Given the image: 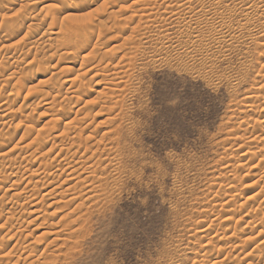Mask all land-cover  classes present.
<instances>
[{"label": "rangeland", "instance_id": "1", "mask_svg": "<svg viewBox=\"0 0 264 264\" xmlns=\"http://www.w3.org/2000/svg\"><path fill=\"white\" fill-rule=\"evenodd\" d=\"M134 1L0 0V27L10 26L7 35L3 34L7 27L0 32L1 38L10 40L0 44V107L9 106L6 119L0 108V264H31L41 258L50 237L37 243L38 236L67 214L61 203L53 204L66 195L58 191L41 200L51 188L46 184L34 188L28 179L36 180L31 173L48 160L53 143L50 135L59 132L49 126L51 112L44 105L45 99L61 91L58 112L68 88L62 82L83 69L85 57L92 59L88 67L100 71L85 78L89 81L93 77L94 82L88 96L83 97L80 106L86 107L79 118L85 115L84 127L91 123L85 133L93 136L91 142L122 158L120 174L124 175L112 190L110 203L95 212L88 233L72 255L67 249L75 240L64 247L66 254L58 256L54 264H264V0H223L220 4L219 0H200L203 4L193 2L191 6L189 0H183L181 4L187 2L186 6L172 7L184 8L183 14L191 11L187 6L192 7L193 12L182 19L171 17L179 10L166 12L169 16L154 10L160 4L167 6L166 0L155 5L141 0L137 6ZM9 5L12 11L7 10ZM251 5L256 13L246 19L242 11ZM200 6L210 11L208 18L202 17ZM156 17L158 23L154 22ZM248 20L250 28L244 24ZM10 23L18 25L10 29ZM76 24L85 28L87 35L83 34L91 40L86 42V50L78 51L80 58L71 57L74 40L70 39L69 46L61 44L66 36L70 38L68 26ZM97 24L103 26L100 31ZM13 29L15 35L10 32ZM4 45L13 48L8 51ZM62 54L71 59H63ZM109 66L110 71L106 70ZM114 79L124 81L125 86L116 91L120 96L107 92L103 96L104 89L114 88L110 86ZM60 84L63 90H59ZM68 120L57 129L72 122ZM37 133L42 135L39 140ZM68 134H63L64 142L55 148H71L74 137ZM43 142H47L45 149ZM24 145L39 146L42 151L25 160ZM5 152L12 157L4 158ZM41 153L46 155L40 159ZM17 170L22 181L16 184L17 191H10V183H3H7L9 171ZM28 194H33L29 200ZM34 209H39L36 215L43 218L29 225L38 217L28 214ZM53 211L56 213L51 215ZM257 246L261 249L255 252ZM53 249L51 246L46 256L53 257Z\"/></svg>", "mask_w": 264, "mask_h": 264}, {"label": "bare ground", "instance_id": "2", "mask_svg": "<svg viewBox=\"0 0 264 264\" xmlns=\"http://www.w3.org/2000/svg\"><path fill=\"white\" fill-rule=\"evenodd\" d=\"M14 1V0H13ZM142 1H144V0H142ZM142 1L140 0V1H134L135 3H133V4H135L134 6H137V5H140V3H142ZM156 1H158V0H147V1H145V3L147 4V3H153L154 5H155V3H156ZM160 1V0H159ZM162 1V0H161ZM164 1V0H163ZM167 1V6L165 5V3H164V5L163 4H160V6L159 7H157L159 4H157V8H155L154 10H156L157 12H159V13H161L162 11V13H163V16L165 15V14H167L166 12H173V11H175V10H179V8L178 9H175L177 6L176 5H185L184 3L183 4H181L182 2H183V0H166ZM185 1V0H184ZM215 1V0H214ZM223 0H219L218 1V4H220L221 2H222ZM249 1V0H248ZM12 2V1H11ZM107 2V1H106ZM176 2V4H174ZM198 3V2H201L200 0H189V4H190V6L192 5V3ZM203 2V1H202ZM201 2V4H203ZM224 2V1H223ZM8 3V2H7ZM10 3V2H9ZM8 3V4H9ZM13 3V2H12ZM91 4L90 5H92V2H90ZM95 3V2H94ZM193 3V4H194ZM210 3V2H209ZM217 3V2H216ZM215 3V4H216ZM250 3V2H249ZM36 4V3H35ZM35 4H33V5H35ZM132 4V5H133ZM145 4V5H146ZM152 4V5H153ZM188 4V5H189ZM242 4H244L243 2H242ZM246 4L247 3H245V5L244 6H246ZM253 4V3H252ZM11 5V4H10ZM9 5V7L7 8V10L9 9L10 11H12L10 8H11V6ZM14 5V4H13ZM32 5V6H33ZM153 5V6H154ZM249 5V4H248ZM259 5V4H258ZM142 6V5H141ZM151 6V5H150ZM165 6V7H164ZM175 6V8H173L172 9V7H174ZM186 6V5H185ZM184 6V7H185ZM195 6V5H194ZM216 6V5H215ZM218 6V5H217ZM15 7V6H14ZM189 6H187V9L189 10L190 8H191V11L189 12V13H187V14H185L186 13V11H185V13L183 14L182 12L184 11V8L182 9V10H179V12L178 11H176L175 13L173 12V15H172V13H170L172 16L171 17H173V18H181L182 19V17L183 18H186V15H190L192 12H193V9H192V7H189ZM204 7H205V5H204ZM213 7V6H212ZM263 7V6H262ZM52 8V7H51ZM113 8H115L114 6H112V9ZM182 8V7H181ZM215 8V7H214ZM220 8V7H219ZM260 9H261V7H259ZM258 8V9H259ZM49 9V8H48ZM111 9V10H112ZM128 9V8H127ZM153 9V8H152ZM170 9H172L171 11H170ZM194 9H195V7H194ZM200 9H201V6H200ZM217 9V8H216ZM259 9V10H260ZM110 10V11H111ZM144 10V9H143ZM205 9L203 8V6H202V9H201V11H203V14H202V17H204V18H208L210 15V11H204ZM207 10V9H206ZM221 10V9H220ZM110 11H108V13L110 12ZM115 12V11H114ZM114 12H112V13H110V16H112V17H114L115 15H116V13H114ZM119 12V11H118ZM127 12V11H126ZM142 12V11H141ZM144 12V11H143ZM150 12H151V10H150ZM178 12V13H177ZM235 12V11H234ZM243 12V14L246 16V19H249V17H250V15L252 14V12H255V6H248V7H246L245 9H244V11H242ZM260 12V11H259ZM258 12V13H259ZM264 11H262V13H263ZM139 13V12H138ZM154 13H156V12H153L152 14L153 15H157V14H154ZM165 13V14H164ZM224 13V12H223ZM241 13V12H240ZM256 13V12H255ZM103 14V13H102ZM120 14V13H119ZM264 14V13H263ZM106 15H107V12H106ZM136 15V14H135ZM168 15V14H167ZM166 15V16H167ZM218 15H219V13H218ZM109 16V15H108ZM109 16V17H110ZM150 16H152V15H150ZM169 16V15H168ZM215 16H216V14L215 15H213V17L215 18ZM244 16V17H245ZM255 16V15H254ZM20 17V16H19ZM22 17H23V15H22ZM112 17H110V18H112ZM129 17H130V15H129ZM160 17V16H159ZM212 17V16H211ZM223 17V16H222ZM258 17V16H257ZM260 17H263L262 15L260 16ZM25 18L27 19V16H25ZM110 18H108V19H110ZM143 19L145 18V17H142ZM151 18V17H150ZM214 18H211L210 20H212V19H214ZM218 18V17H217ZM133 19L135 20V18L133 17ZM143 19H140L141 20V22H142V20ZM149 19V18H148ZM153 19H155V17L153 18ZM153 19L151 20V19H149V20H151V23L153 24ZM170 19V18H169ZM192 19V18H191ZM194 19V18H193ZM263 19V18H262ZM22 20H24V19H22ZM139 20V19H138ZM144 20H146V19H144ZM200 20H201V16H200ZM203 20V19H202ZM205 20V19H204ZM207 21H208V19H206ZM27 21V20H26ZM157 21V17H156V20L154 21L155 23H158V22H156ZM165 21V20H164ZM249 21V20H248ZM261 21V20H260ZM21 22H25V21H21ZM100 22V21H99ZM217 22V21H216ZM247 22V21H246ZM5 23H7L8 24V22H5ZM90 23V22H89ZM93 23H95V22H93ZM126 23V22H125ZM134 23V22H133ZM144 23V22H143ZM254 23V22H253ZM13 24V23H12ZM20 24H22V23H20ZM24 24V23H23ZM114 24V23H113ZM188 24V23H187ZM197 24V23H196ZM244 24H247V28H248V26H249V28H250V26H251V24H250V21H249V23H244ZM2 25V24H1ZM3 25H4V23H3ZM9 25H11V23L9 24ZM13 25H15V26H17L18 24H13ZM13 25H11V28L10 29H12V28H14L15 29V26H13ZM90 25V24H89ZM94 25V24H93ZM144 25V24H143ZM193 25V24H192ZM13 26V27H12ZM29 26V25H28ZM68 26V25H67ZM82 25L80 24V26H78L77 24L76 25H71V26H68V28H67V30H69L70 31V33L68 34L69 36H70V38H67L68 36H66L63 40H62V42H61V44L63 43V44H65V46H67L68 44L69 45H71L70 44V39H72V41L74 42V44L72 43V49L71 50H73V53H71V57H72V55L73 56H77V57H79V52L78 51H83V50H86L87 49V44H86V42L87 41H91L90 40V38H89V40L87 39V37L88 36H86L87 34H86V30H85V28L82 26ZM97 26H99V24H97ZM100 26H102V24H100ZM99 26V28H98V30L100 29V28H102V27H100ZM119 26V25H118ZM125 26V25H124ZM153 26V25H152ZM188 26H190V25H188ZM245 26V25H244ZM5 27H7V26H1L0 28V32H2L1 30H3L2 28H5ZM10 27V26H9ZM9 27H7V30L6 29H4L3 30V32L4 31H6V32H4L3 34H5V35H7V32H8V30H9ZM21 27V26H20ZM91 26H89V28H90ZM94 28H93V31H95V27L96 26H93ZM141 27V26H140ZM17 28V27H16ZM92 28V27H91ZM107 28V27H106ZM116 28H118V27H116ZM120 28V27H119ZM146 28V27H145ZM231 28V27H230ZM11 30L10 32H15V30ZM21 29V28H20ZM19 29V30H20ZM35 29V28H34ZM33 29V30H34ZM123 29V28H122ZM137 29V28H136ZM183 29V28H182ZM189 29V28H188ZM187 29V30H188ZM29 30H30V28H29ZM50 29H48V32H51V31H49ZM97 30V31H98ZM109 30V29H108ZM127 30V29H126ZM147 30V29H146ZM145 30V31H146ZM32 31V30H31ZM100 31V30H99ZM117 31V30H116ZM154 31V30H153ZM256 31V30H255ZM254 31V32H255ZM12 32V33H13ZM34 32V31H33ZM131 32H133V31H131ZM150 32V31H149ZM185 32V31H184ZM233 32V31H232ZM10 34V35H12V36H10V37H13V34ZM20 33V32H19ZM52 33H53V30H52ZM86 34V35H84V34ZM101 33H103V30H102V32H100V34ZM105 33V32H104ZM124 33V32H123ZM134 33V32H133ZM182 33V32H181ZM238 33V32H237ZM240 33V32H239ZM9 34V33H8ZM30 34V33H29ZM131 34V33H130ZM191 34V33H190ZM1 36H2V34H0ZM15 35V34H14ZM133 35V34H132ZM143 35V34H142ZM99 36V35H98ZM111 36V35H110ZM116 35L114 34V37H115ZM3 37V36H2ZM109 37V36H108ZM113 37V36H112ZM111 37V38H112ZM119 37V36H118ZM141 37V36H140ZM9 38V37H8ZM91 38H93V37H91ZM131 38V37H130ZM148 38V37H147ZM250 38V37H249ZM10 39V38H9ZM40 39V38H39ZM99 39V38H98ZM98 39H96L97 41H98ZM117 38H115V40H116ZM132 39V38H131ZM12 40V39H11ZM100 40V39H99ZM112 40V39H111ZM126 40V39H125ZM138 40V39H137ZM141 40V39H140ZM6 41H8V40H5V36H4V39L3 38H1L0 37V44L1 43H7ZM35 41H36V39H35ZM52 41V40H51ZM55 41H57V40H55ZM71 41V42H72ZM127 41H129V40H127ZM133 41H135V39L133 40ZM8 42H10V40L8 41ZM91 43V42H90ZM130 43V42H129ZM140 43V42H139ZM60 44V45H61ZM124 44V43H123ZM123 44H121V45H123ZM127 44V43H126ZM132 44H133V42H132ZM142 44H144V42L142 43ZM17 45V44H16ZM68 45V46H69ZM96 45V44H95ZM136 45V44H135ZM4 46H6V45H4ZM4 46H3V49H4ZM9 46V45H8ZM8 46H6L7 48L6 49H8V51H10V50H12V46L13 45H11L10 46V48H8ZM53 46V45H52ZM51 46V47H52ZM61 46H63V45H61ZM104 46V45H103ZM119 46V45H118ZM132 46V45H131ZM139 46H140V44H139ZM138 46V47H139ZM12 47V48H11ZM34 47V46H33ZM99 47V46H98ZM123 47V46H122ZM15 48V47H14ZM31 48V47H30ZM62 48V47H61ZM67 48V47H66ZM92 48H94V47H92ZM101 48V47H100ZM104 48V47H103ZM116 48V47H115ZM126 48V47H125ZM125 48H124V50H125ZM129 48V47H128ZM1 49H2V47H1ZM5 49V50H6ZM58 49H60L59 47H58ZM65 49V48H64ZM96 49V48H95ZM121 49V48H120ZM157 49V48H156ZM69 50V49H68ZM97 51H99V49L97 48L96 49ZM100 50H102V49H100ZM114 50V49H113ZM129 50V49H128ZM97 51H96V53H97ZM115 51V50H114ZM113 51V52H114ZM120 51V50H119ZM141 51V50H140ZM24 52H26V51H24ZM66 52H67V50H66ZM65 52V53H66ZM72 52V51H71ZM23 53V52H22ZM30 53V52H29ZM56 53H58V52H56ZM105 53V52H104ZM109 53H110V51H109ZM109 53L108 52H106L105 54H108L109 55ZM119 53V52H118ZM127 53V52H126ZM125 53V54H126ZM158 53V52H157ZM7 54V53H6ZM90 54V53H89ZM93 54H94V52H93ZM99 54V52L96 54V55H98ZM115 54V53H114ZM117 54V53H116ZM63 55V54H62ZM100 55V54H99ZM120 55V54H119ZM123 55V54H122ZM128 55H129V51H128ZM29 56V55H28ZM63 56H65V58L63 57ZM63 56H59V58H62L63 57V59H66L67 57L69 58V59H71L70 58V56H67V55H63ZM84 56H85V54H84ZM95 56V55H94ZM102 56H104V55H102ZM133 56V55H132ZM53 57V56H52ZM51 57V58H52ZM106 57V56H105ZM115 57V56H114ZM113 57V58H114ZM129 57V56H128ZM50 58V59H51ZM58 58V57H57ZM58 58V59H59ZM80 58V57H79ZM82 58H84V57H82ZM86 58V57H85ZM83 59V63H82V66H83V69H81V71L79 70H77L78 71V73H77V75L76 76H70V77H68L67 79H65L64 80V82H62V84H64V85H66L68 88H67V90H66V92H65V90H64V92H65V94L66 95H64V97H62V98H64V101H62V102H65V103H63L64 105H62V104H60V109L58 110V112H57V110H56V107L58 106V103H60L59 102V99H60V97L61 96H59L58 95V93H60L61 91H58V93L56 94V96H52L51 97V95L50 96H48L49 98L46 100L45 99V101H47V102H45V106L47 107V111L49 112H51V121H50V124H49V126H52V129H54V132L55 131H59L57 134H54V135H48L50 138H52L51 140H52V142L53 143H51L52 145H50V151L48 152V151H46L45 150V153L46 152H48V154H49V158H48V160H44L45 162H42V163H40L39 165H38V167L35 169V170H33V172L31 173L33 176L32 177H35L36 178V180L35 181H31V179L29 178L28 179V182H29V185H34L33 187L34 188H38L39 186H45V184L49 187V188H51V191L47 194V195H44V197H41V200H46V198L48 197V196H52L53 194H55L56 192H58V191H60V194L61 195H66V197L65 198H63V200H61L60 202H57V200L56 199H54V200H56V201H54V203L53 204H55V202H56V204H60L61 203V205H62V208L61 209H63V208H65V210H67V214L66 215H64V216H62L59 220H58V222H54L53 224H52V226H51V228L49 229V231H47L46 233H44L42 236H38V238H37V243H42L43 241H45L46 240V238L47 237H50L49 239H47V242L49 243L48 245H46V247L42 250V252H41V254H40V257L41 258H39V259H35V260H33L32 262H31V264H54L56 261H57V257L58 256H62V254L64 253V254H66V248H64V247H69V243H72V242H74V240H75V242L73 243V245H71L68 249H67V252H68V254H70V255H72V253H71V251H73L75 248H77L78 247V243H79V241H81V239H83L85 236H86V233H88L87 231H88V228H89V226H90V224L92 223V220H93V217H94V215H95V212H97L98 210H100V209H102L103 208V206L102 205H104V204H107V203H110L109 201H110V199H111V197H112V195L114 194V188L118 185V184H120L119 182H120V180H121V177H120V173H121V169L124 167H122L121 166V164H122V161H120V159H122V158H118V153L117 152H114L113 150L111 151H107V153H106V151H104V150H102V149H100V144H95V143H93V142H91V141H93L94 140V138H92L91 136H86V131H87V129H88V126L91 124V123H88L89 125H85L86 127H84V123L82 124V122H84L85 121V119L83 120L82 118H79L82 114V112L84 111V108L86 107L85 105L83 106V107H81L80 105L82 104V103H84L83 102V97H87L88 95H87V93L89 92V91H91V89L90 90H88L89 88H92L91 87V85H93V82H94V78L92 77V78H90V80L89 81H86L85 80V78L88 76V74L90 73V72H96V75H98L99 73V71H97L98 69L97 68H94V67H88L89 65H90V62H91V60L89 61V60H86V59ZM95 58V57H94ZM107 58V57H106ZM122 58V57H121ZM125 58H126V60H127V56L125 55ZM52 59H55V58H52ZM62 59V60H63ZM78 59V58H77ZM97 59V58H96ZM102 59V58H101ZM123 59V58H122ZM129 60H128V63H130V61L132 60V58L130 57V58H128ZM62 60H60V62H62ZM119 60V59H118ZM134 60V59H133ZM69 61V60H68ZM102 60H100V62H101ZM111 61V60H110ZM110 61H108V63L110 62ZM95 62H96V60H95ZM104 62H105V60H104ZM118 62V61H117ZM123 62H125V61H123ZM132 62V61H131ZM38 63H39V61H38ZM65 63V62H64ZM107 63V64H108ZM126 63V62H125ZM1 65H2V63H0ZM112 64V63H111ZM131 64V63H130ZM40 65V64H39ZM75 65V64H74ZM124 65V64H123ZM60 66V65H59ZM81 65H80V67H82ZM91 66V65H90ZM117 66V65H116ZM121 66V65H120ZM55 67V66H54ZM85 67H88V70L86 71V68ZM100 67V66H99ZM102 67V66H101ZM127 67V66H126ZM63 68H64V70L66 69L65 67H62V70H63ZM112 68V67H111ZM130 68H132L131 66H130ZM109 70L110 69V66L109 67H107L106 68V70ZM3 70H4V68H3ZM66 70H68V72H69V69L67 68ZM65 70V71H66ZM71 71H72V69H70ZM120 70V69H119ZM121 70H123V69H121ZM65 71H62V72H65ZM102 71H104V70H102ZM101 71V72H102ZM110 71V70H109ZM128 71H130V70H128ZM132 71V70H131ZM32 72V71H31ZM68 72H65V73H68ZM73 72H74V70H73ZM73 72H72V75H73ZM121 72V71H120ZM124 72V71H123ZM75 73V72H74ZM98 73V74H97ZM114 73V72H113ZM127 73V72H126ZM91 74V73H90ZM102 74V73H101ZM116 74V73H115ZM122 74V73H121ZM75 75V74H74ZM110 75V74H109ZM122 75H125V72H124V74H122ZM91 76V75H90ZM89 76V77H90ZM105 76V75H104ZM103 76V77H104ZM97 77H99V76H97ZM109 77V76H108ZM115 77V76H114ZM51 78V77H50ZM106 78V77H105ZM119 78V77H118ZM121 78V77H120ZM103 79V78H102ZM108 80V79H107ZM102 81V80H101ZM101 81H99V83H107V82H101ZM111 81V80H110ZM120 81H121V79H120ZM95 82H97V81H95ZM112 82V81H111ZM122 84H124V81H123V83H121V82H119L118 81V79H114L113 80V83H112V85H110V86H114V88H111V87H109V89L106 91L105 89L101 92L102 94H103V96L105 95L104 94V92H107V94H109V95H111V96H120L119 94L120 93H116V91H118L117 89L118 88H121L122 87ZM127 84V83H126ZM64 85H61L60 84V88L62 87V86H64ZM99 85V84H98ZM109 85V84H108ZM65 86V87H66ZM90 86V87H89ZM124 86H125V84H124ZM63 88V87H62ZM59 89V90H63V89ZM107 88V87H106ZM131 88V87H130ZM65 89V88H64ZM121 90V89H120ZM128 91V90H127ZM14 92V91H13ZM121 92V91H120ZM124 92H125V90H124ZM62 93V92H61ZM60 93V94H61ZM100 93V91L98 92V94ZM122 93V92H121ZM48 94V93H47ZM89 94V93H88ZM118 94V95H117ZM123 94H125V93H123ZM63 95V94H62ZM87 95V96H86ZM101 95V94H100ZM122 95V94H121ZM10 97V96H9ZM99 98V97H98ZM8 99V98H7ZM114 99H118V97L117 98H114ZM62 100V99H61ZM97 100V99H96ZM110 100V99H109ZM4 101H7V100H4ZM12 101H14V100H12ZM43 101V100H42ZM106 101V100H105ZM108 101V100H107ZM113 101V100H112ZM2 102V101H1ZM96 102V101H95ZM118 102V101H117ZM4 103V102H3ZM2 103V104H3ZM8 103V102H7ZM6 103V104H7ZM101 103V102H100ZM99 103V104H100ZM105 104H107L106 102H104ZM1 104V105H2ZM5 104V103H4ZM3 104V105H4ZM86 105L88 104V103H85ZM89 105V104H88ZM95 105V104H94ZM102 105V104H101ZM13 106V105H12ZM105 106V105H104ZM117 106V105H116ZM7 107H9L8 105H7ZM6 106H3V107H0V108H3L2 109V111H1V113H2V117L3 118H7L8 116H9V113H8V111H7V109H9V108H7ZM107 107V106H106ZM104 108V107H103ZM103 108H102V106H101V110L102 111H100V112H103ZM123 108H125V106L123 107ZM117 109H120V108H117ZM114 110V109H113ZM126 110V109H125ZM10 111V110H9ZM16 111V110H15ZM105 111V110H104ZM109 111V110H108ZM107 111V112H108ZM115 111V110H114ZM12 112V111H11ZM125 112V111H124ZM13 114V113H12ZM84 114V113H83ZM87 114V113H86ZM98 114H99V111H98ZM107 114V113H106ZM105 114V115H106ZM92 115V114H91ZM124 115V114H123ZM88 116H90V113L89 114H87L86 115V117H88ZM100 116V115H99ZM101 116H102V113H101ZM107 116V115H106ZM109 116V115H108ZM91 117V116H90ZM89 118V117H88ZM66 119H69L68 121H72V122H66L65 123V125H64V127H62V129H60L59 130V128L57 129V126L59 125V124H61L64 120H66ZM106 121H107V117H106ZM65 122V121H64ZM113 122V121H112ZM112 126V125H111ZM116 127V126H115ZM57 129V130H56ZM112 129V128H111ZM113 130V129H112ZM111 130V131H112ZM89 131V130H88ZM108 131V130H107ZM73 133L72 135H73V142L70 144V146H71V148H67V149H64L63 147H62V149L60 148V147H58V148H55L56 147V145H58V143L60 144V143H63L64 141V139L69 135L68 133ZM110 132V131H109ZM28 133V132H27ZM89 133V132H88ZM107 133V132H106ZM38 134V133H37ZM44 134H45V132H44ZM63 134H65V136H63ZM85 134V135H84ZM39 135H40V137L42 136L40 133L38 134V136H36L37 138L39 137ZM89 135V134H88ZM105 135V133L103 134V136ZM112 135V134H111ZM102 136V137H103ZM3 137V136H2ZM23 137V136H22ZM26 137H28V136H26ZM29 137H31L30 135H29ZM100 137V136H99ZM112 137H114V136H112ZM44 138V137H43ZM42 138V139H43ZM71 138V137H70ZM67 139V140H70V142H71V139ZM240 138V137H239ZM11 139V138H10ZM14 139V138H13ZM102 139H104V138H102ZM0 140H3L2 138L0 139ZM29 139H27V141H28ZM38 140H39V138H38ZM41 140V139H40ZM243 140V139H242ZM7 141H8V138H7ZM42 141V140H41ZM43 141H45V140H43ZM47 141V140H46ZM96 141V140H95ZM100 141H103V140H100ZM99 141V142H100ZM3 142V141H2ZM6 142V141H5ZM32 142V141H31ZM30 142V143H31ZM40 142V141H39ZM38 142V143H39ZM104 142H106V141H104ZM113 142V141H112ZM18 143H21L20 141L18 142ZM30 143H28V144H30ZM33 143H35V142H33ZM97 143V142H96ZM7 144V143H6ZM41 144H44V145H42L43 147H44V149L45 148H47V142L46 143H41ZM68 144V143H67ZM22 145H23V143H22ZM27 145V144H26ZM30 145H32V144H30ZM23 146L21 149L22 150H25L26 151V154L24 155L25 157H24V159L25 160H27V158L28 157H30V158H35L38 154H37V152H40L39 150H41V149H39V146H38V148L37 147H35L34 149H33V147L35 146L34 144L32 145L33 147H31V146ZM39 145V144H38ZM61 145V144H60ZM109 145V144H108ZM1 146V145H0ZM3 146V145H2ZM4 146H6V145H4ZM3 146V147H4ZM69 146V147H70ZM40 147H41V145H40ZM43 147H41L42 149H43ZM101 147H102V145H101ZM105 147V146H104ZM56 149H58L57 150V152H55L56 151ZM48 150V149H47ZM12 151V150H11ZM42 151V150H41ZM100 151V153H98ZM103 151H104V153H106L105 155H103L104 153H103ZM14 152H16V151H14ZM13 152V153H14ZM6 153V152H5ZM8 153H10V152H8ZM8 153H6L5 154V157L4 158H8V157H12V155L10 156V155H8ZM39 154V155H42V156H40V159H41V157H44V155H46V154ZM2 154H4V153H2ZM100 154V155H99ZM7 155V156H6ZM123 156V155H122ZM1 157V156H0ZM16 157H17V155H16ZM20 157V156H19ZM8 159V160H13V159ZM18 158V157H17ZM16 158V159H17ZM6 160V159H5ZM39 160V157H37L36 159H35V162L36 161H38ZM3 161V160H2ZM7 161V160H6ZM5 161V162H6ZM18 161V160H17ZM14 162V161H13ZM23 161H20V163H22ZM1 163V162H0ZM2 163H4V161L2 162ZM7 163V162H6ZM11 163V162H10ZM9 163V165H11V166H14V165H12L13 163H11L10 164ZM18 163V162H17ZM124 163V162H123ZM258 163V162H257ZM263 163V162H262ZM5 164V163H4ZM56 164V165H55ZM2 165V164H1ZM6 165V164H5ZM4 165V166H5ZM9 165L7 166V167H9ZM23 165V164H22ZM22 165H21V167H22ZM124 165V164H123ZM10 166V167H11ZM16 166L18 167L19 166V164H16ZM2 168V167H1ZM20 168V167H19ZM18 168V169H19ZM8 169V168H7ZM9 169H11V168H9ZM12 169H13V167H12ZM11 169V170H12ZM228 169V168H227ZM254 169V168H253ZM16 170V169H15ZM20 170V169H19ZM229 171H231V170H229ZM7 172V171H6ZM16 172H18V170L17 171H15V172H12V173H10V171L8 172V173H10V174H8L7 173V183H3V184H8V182L10 183V188H12L10 191H17V189L16 188H18V187H16V184L17 183H19L20 181H22L21 180V177L18 175V174H16ZM124 172V171H123ZM59 173H61V175H58ZM229 173V172H228ZM223 174V173H222ZM122 175H124V174H122ZM121 175V176H122ZM231 175V174H230ZM232 177V176H231ZM5 178V177H4ZM57 178V179H56ZM2 180V179H1ZM5 180V179H4ZM4 180H3V182H4ZM27 182V183H28ZM122 182V181H121ZM231 183V182H230ZM66 186L65 188H63V186ZM21 186V185H20ZM234 186V185H233ZM16 187V188H15ZM15 188V189H14ZM33 188V189H34ZM117 188V187H116ZM233 188H235V187H233ZM30 189V188H29ZM113 190V191H112ZM34 191V190H33ZM113 192V193H112ZM21 193V192H20ZM15 194V196H16V193H14ZM22 194V193H21ZM261 194V193H260ZM33 194H28V196H26L27 197V199L29 200L30 198H31V196H32ZM257 195H259V194H257ZM20 196V195H19ZM18 196V197H19ZM232 197H233V195H232ZM16 198V197H15ZM12 199V198H11ZM13 199H14V197H13ZM52 199V198H51ZM18 200V199H17ZM20 200V199H19ZM18 200V201H19ZM41 202V201H40ZM225 204H227V203H225ZM230 204V203H229ZM108 205V204H107ZM106 205V206H107ZM216 205V204H215ZM42 209V208H41ZM223 209V208H222ZM261 209V208H260ZM43 210V209H42ZM233 210V209H232ZM26 211V210H25ZM38 211V212H37ZM39 209H34V211H28V214L29 215H36L37 213H39ZM44 211V210H43ZM101 211V210H100ZM100 211H98V212H100ZM222 211V210H221ZM260 211H262V210H260ZM25 213H27V212H24V214ZM56 212H51V215H54ZM9 214H14L13 212L12 213H9ZM36 216H38V217H36L34 220H31L30 222H29V225H31V224H33L34 222H36L37 220H40V219H42L43 218V216H39V215H36ZM231 217V216H230ZM244 217V216H243ZM11 219H12V217H10ZM249 218H250V216H249ZM226 220L225 221H228V220H230V219H228L227 220V218H225ZM254 219V218H253ZM255 219H256V217H255ZM260 219V218H259ZM257 220V219H256ZM44 221H47V219H45ZM215 221V220H214ZM242 221V220H241ZM250 221V220H249ZM253 221V220H252ZM262 221V220H261ZM239 222V221H238ZM237 222V223H238ZM255 222V221H254ZM253 222V223H254ZM261 223H263V222H261ZM251 224V223H250ZM249 224V225H250ZM41 225H43V223L42 224H39V226H41ZM254 225V224H253ZM251 226H252V224H251ZM258 226V225H257ZM256 226V227H257ZM222 227V226H221ZM228 227V226H227ZM223 229V228H222ZM224 229H226V228H224ZM235 230V229H234ZM207 232V231H206ZM64 233H66V234H64ZM205 233V232H204ZM225 233H227V232H225ZM224 233V234H225ZM229 235V234H228ZM67 236V237H66ZM234 236V235H233ZM210 238V237H209ZM231 239L233 238L232 236L230 237ZM11 239V238H10ZM201 239V238H200ZM12 240H13V238H12ZM211 240V239H210ZM214 240V239H213ZM229 241H231L230 239H228ZM227 241V240H226ZM210 243H211V241H210ZM51 246H53L54 247V249L52 250L53 251V257H48V256H46V253H47V251L51 248ZM259 247L260 246H257L256 248H254L253 250H257V251H255V252H258V250H259ZM262 247H263V245H262ZM223 248V247H222ZM260 249H261V247H260ZM35 249H31V251H34ZM50 251V250H49ZM262 251H264V249L262 250ZM252 253V252H251ZM260 253V252H259ZM262 253V252H261ZM64 254H63V256H64ZM205 255V254H204ZM228 255V254H227ZM226 255V256H227ZM251 256H252V254H251ZM30 257V255L28 256V258ZM226 259H227V257H226ZM236 261V260H235ZM251 262V261H250ZM238 263V262H237ZM240 263V262H239Z\"/></svg>", "mask_w": 264, "mask_h": 264}]
</instances>
